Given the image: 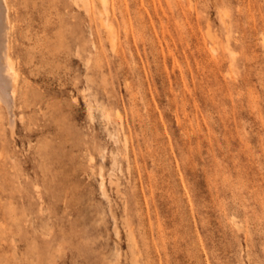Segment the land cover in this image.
Segmentation results:
<instances>
[{
	"label": "rangeland",
	"instance_id": "obj_1",
	"mask_svg": "<svg viewBox=\"0 0 264 264\" xmlns=\"http://www.w3.org/2000/svg\"><path fill=\"white\" fill-rule=\"evenodd\" d=\"M104 1L8 0L0 264H264V0Z\"/></svg>",
	"mask_w": 264,
	"mask_h": 264
},
{
	"label": "bare ground",
	"instance_id": "obj_2",
	"mask_svg": "<svg viewBox=\"0 0 264 264\" xmlns=\"http://www.w3.org/2000/svg\"><path fill=\"white\" fill-rule=\"evenodd\" d=\"M103 3H105L104 0ZM10 31L8 0H0V108L6 111L8 125L13 132L16 125V92L19 72L11 55Z\"/></svg>",
	"mask_w": 264,
	"mask_h": 264
}]
</instances>
